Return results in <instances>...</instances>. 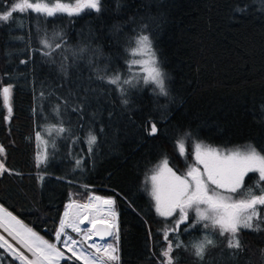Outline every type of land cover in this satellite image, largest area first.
Segmentation results:
<instances>
[{
  "label": "trees",
  "instance_id": "16d2710c",
  "mask_svg": "<svg viewBox=\"0 0 264 264\" xmlns=\"http://www.w3.org/2000/svg\"><path fill=\"white\" fill-rule=\"evenodd\" d=\"M12 3L0 0V12ZM13 16L0 24V88L13 85L8 120L0 104V161L7 169L0 174V206L51 242L68 202L85 203L90 193L110 196L118 264H164L163 230L173 227L178 213L165 217L156 211L150 178L157 166L167 158L184 175L196 143L218 149L252 145L264 155V0H102L100 12ZM53 33L63 34L62 47L54 51L40 42ZM141 34L151 38L167 96L131 75V52ZM117 73L134 81L123 85V93L99 79ZM41 93L50 107L61 105L59 116L50 114L48 121L62 122L68 131L44 130L54 143L38 163L36 134L47 120ZM149 122L158 129L154 135L148 134ZM89 131L98 137L92 152L85 143ZM181 139L184 155L177 147ZM248 188L259 195L264 181L249 172L233 196L245 198ZM259 210L264 217V206ZM193 215L169 232L173 245L182 244L171 253L175 264H264V223L259 230H240V248H230L204 222L190 227ZM206 233L215 244L200 259L194 245ZM0 264L20 262L0 249Z\"/></svg>",
  "mask_w": 264,
  "mask_h": 264
},
{
  "label": "snow or ice",
  "instance_id": "6c2138e0",
  "mask_svg": "<svg viewBox=\"0 0 264 264\" xmlns=\"http://www.w3.org/2000/svg\"><path fill=\"white\" fill-rule=\"evenodd\" d=\"M85 10H102V0H75V3H65L63 0H13L12 5L0 12V24L9 23L14 19V13L34 12L45 17H54L64 13L69 16L79 15ZM243 10V9H240ZM145 26L142 29L146 30ZM22 39V37H21ZM61 41L54 43L55 40ZM63 34L53 33L50 40L47 36L41 39V44L52 49L62 47ZM135 49H132L133 56L144 54L147 60H133L130 68L135 65L141 66V71L145 73L141 79L144 83H153L158 89V93L163 96L168 95L166 77L159 67L155 51L152 48V41L149 35L141 34L136 38ZM83 51V50H82ZM44 55H51L52 52H44ZM25 63V61H21ZM62 70H65L62 66ZM107 83L117 85L123 93V85H133L132 79H123L120 74L107 77H99ZM13 85L8 84L0 88V104L7 107L9 117L12 112L11 92ZM43 96V93H41ZM127 100L123 103L127 104ZM63 103H67L64 101ZM61 105L55 106L54 113L60 114ZM79 110V106L73 109ZM149 135L157 133L155 123L149 122ZM53 129L63 134L68 131L60 122L52 126ZM187 135V134H186ZM40 133H37L39 139ZM98 137L93 131H89L85 139L89 152L94 151ZM178 151L181 155L185 153L184 140L177 141ZM4 148L0 145V154ZM38 163L40 158L38 156ZM81 160H76L80 166ZM202 166V169H201ZM7 171L3 161H0V174ZM249 172H258L259 181H264V155H261L252 145L247 146V151L229 150L227 153L221 152L201 143L194 145V163L189 167L184 175H177L168 167L167 158L157 166L156 174L151 176L152 192L155 201L156 211L159 215L170 217L178 213V219L170 229H164L163 235L167 241V247L162 249L161 255L165 258L164 264H175L171 255L174 248L182 246L181 243L173 245L168 239L169 232H176L180 224L189 220V212H195V223L206 222L204 227L211 226L219 228L220 235H229L228 247L240 248L239 232L243 229L259 230L260 224L264 223L259 206H264V188H260L259 195L254 194L252 188H248L243 194L245 198L236 199L232 194H240L244 185V177ZM259 188V182L256 185ZM222 190V191H221ZM96 201V203H92ZM114 201L111 198H101L93 196L89 198V203L79 204L71 201L66 205L63 217L55 233L56 242H49L38 235L33 229L25 226L17 217L7 212L0 206V229L8 234L23 249L31 254V258L22 251L20 247L10 243L3 235H0V249L5 250L14 260L20 264H60L62 259L75 260L81 264H118V225L116 213L113 210ZM87 222L90 227H82ZM76 233L81 239H75L67 230ZM99 237L104 241L105 237H112L113 243H98L93 238ZM61 244L70 256L66 257L64 251L57 244ZM214 240L207 235L203 241L194 245L195 255L203 259L206 246H214Z\"/></svg>",
  "mask_w": 264,
  "mask_h": 264
},
{
  "label": "rangeland",
  "instance_id": "374dc122",
  "mask_svg": "<svg viewBox=\"0 0 264 264\" xmlns=\"http://www.w3.org/2000/svg\"><path fill=\"white\" fill-rule=\"evenodd\" d=\"M136 43V42H135ZM137 47V45H135V47H134V49ZM132 57H131V59H130V64L132 63V61L135 59V60H141V61H145V60H147L148 59V57L146 56V55H144V54H137V55H135V56H133V55H131ZM129 64V65H130ZM130 68V67H129ZM130 71H131V75L133 74V75H135L137 78H141L145 73H143L142 71H141V66L140 65H135V66H132L131 68H130ZM142 80V79H141ZM40 101H41V106H42V116L43 117H45L47 120H44V122L42 123V128H43V131L42 132H40V137H39V139L37 138V141H38V153H37V158H38V156H39V158H40V161L41 162H43L44 160H45V158H46V156H47V147H49V146H52V144L54 143V136H52V135H49V134H47V132L46 131H44L45 129H47V131H48V133H50L51 132V129H53V123L52 122H49L48 120H50V119H48L49 117H50V114H54V109H55V107H50V105L49 104H47L48 102V99L46 98V97H40ZM66 116V115H65ZM61 118H63V116H62V114H61ZM47 134V135H46ZM37 135V134H36ZM46 135V136H45ZM50 136V137H49ZM211 148H214V149H217V150H219V151H221V152H224V153H227L229 150H237V149H239L240 151H247V148H235V147H232L231 149H224V148H220V149H218V148H215V147H211ZM192 159H193V163H194V149L192 150ZM38 160V159H37ZM192 163V164H193ZM191 164V165H192ZM191 165H188L189 167L191 166ZM168 167H169V165H168ZM189 167L187 168V170H186V172L188 171V169H189ZM169 168H171V167H169ZM172 169V168H171ZM201 169H202V166H201ZM172 171L173 172H175L173 169H172ZM185 172V173H186ZM176 173V172H175ZM184 173V174H185ZM258 176H259V173L258 172H255ZM154 174H156V172L154 173ZM153 174V175H154ZM177 175H180V174H178V173H176ZM151 180V179H150ZM222 191V190H221ZM152 192V191H151ZM90 194H91V196H90ZM90 194H88V197H87V199H86V201H85V203H89V198L90 197H93V196H99V195H96V194H94V193H90ZM233 195V194H232ZM101 196V195H100ZM234 197V196H233ZM234 198H236V199H239L238 197H234ZM71 201H73V200H71ZM70 201V202H71ZM74 201H76V202H78V203H81V204H84V202H80V201H77V200H74ZM92 203H96V201H92ZM154 203H155V201H154ZM155 205V204H154ZM5 210V209H4ZM8 212V211H7ZM115 212V211H114ZM193 212V216H195V212L194 211H192ZM116 213V212H115ZM264 216V215H263ZM204 223H206V222H204ZM207 223H209V227L208 228H205V227H203L205 230L206 229H208L207 231L209 232V233H212V231L213 232H220V230H219V228L217 227V228H213L212 226H211V224H210V222H207ZM24 224V223H23ZM25 225V224H24ZM26 226V225H25ZM59 226V225H58ZM58 226H57V229H58ZM90 225H87V224H85V225H82V227H89ZM28 227V226H27ZM29 228V227H28ZM57 229H56V231H57ZM241 230H246V229H241ZM38 234V233H37ZM1 235V234H0ZM55 235V234H54ZM208 236V237H210L211 235L210 234H208V233H206V234H204V237L205 236ZM41 236V235H40ZM224 240H226V242L228 243V239H229V235L227 234V233H225L224 235ZM73 237L75 238V239H81V237L79 236V235H73ZM44 238V237H43ZM54 238H55V236H54ZM45 239V238H44ZM202 241H203V239H201ZM48 241V240H47ZM54 241H56V240H54ZM54 241H51V242H54ZM201 241V242H202ZM50 242V241H49ZM105 242H107V243H113V244H115L116 243V241H113V242H111L110 240H105L103 243H105ZM57 247H60V248H62L63 249V246L61 245V244H57ZM206 249H207V246H206ZM64 250V249H63ZM65 251H66V249H65Z\"/></svg>",
  "mask_w": 264,
  "mask_h": 264
},
{
  "label": "bare ground",
  "instance_id": "6f19581e",
  "mask_svg": "<svg viewBox=\"0 0 264 264\" xmlns=\"http://www.w3.org/2000/svg\"><path fill=\"white\" fill-rule=\"evenodd\" d=\"M115 211V210H114ZM117 222V221H116ZM87 223V222H86ZM0 234L3 235L5 237V239L9 240L10 243L14 244L17 247H20L22 251H25V254L29 256V258H31V254L28 253L25 249L22 248V246H20L19 244H17V242L15 240H13L10 236H8V234L6 232H4L3 229H0ZM96 242L98 243H102L100 240L98 241L97 238H93Z\"/></svg>",
  "mask_w": 264,
  "mask_h": 264
},
{
  "label": "built area",
  "instance_id": "2783aa9c",
  "mask_svg": "<svg viewBox=\"0 0 264 264\" xmlns=\"http://www.w3.org/2000/svg\"><path fill=\"white\" fill-rule=\"evenodd\" d=\"M69 203H70V202H69ZM69 203H68V204H69ZM77 203H78V202H77ZM68 204H66V205H68ZM79 204H81V203H79ZM65 208H66V206H65V207L63 208V210H62L61 218L63 217V213H64V211H65ZM61 218H60V220H61ZM59 223H60V221H59ZM85 224H87V223L85 222ZM85 224H84V225H85ZM58 225H59V224H58ZM87 225H88V224H87ZM58 227H59V226H58ZM89 227H90V226H89ZM67 231H68L69 234L72 235V236H73V235H77L76 233H72L70 229L67 230ZM55 233H56V232H55ZM95 238H96V237H95ZM97 239H98V238H97ZM98 241H99V240H98ZM55 242H56V241H55ZM101 242L103 243L104 241H101ZM63 249H64V248H63ZM63 249L61 248V250L65 252L66 257L71 255V253H68L67 250L65 251V249H64V250H63ZM64 260H67V259H64ZM71 261L74 262L75 260H71ZM75 263H76V264H81V262H79V261H75Z\"/></svg>",
  "mask_w": 264,
  "mask_h": 264
},
{
  "label": "water",
  "instance_id": "95a60500",
  "mask_svg": "<svg viewBox=\"0 0 264 264\" xmlns=\"http://www.w3.org/2000/svg\"><path fill=\"white\" fill-rule=\"evenodd\" d=\"M0 80H1V78H0ZM3 86H4V85H3ZM3 86H2V87H3ZM5 86H7V85H5ZM5 107H6V106H5ZM6 111H7V107H6ZM8 114H9V113H8V111H7V120L9 119ZM99 197H101V198H105V199H106V198H110V196H109V197H104V196H100V195H99ZM111 199H112V198H111ZM112 200H113V199H112ZM116 218H117V215H116ZM96 238H98V240H99V237H96ZM108 238H109V237H105L104 240H106V239H108Z\"/></svg>",
  "mask_w": 264,
  "mask_h": 264
}]
</instances>
